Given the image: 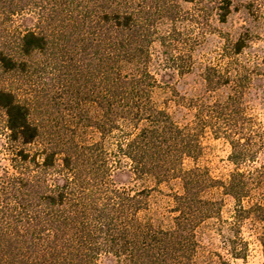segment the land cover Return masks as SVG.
<instances>
[{"label": "trees", "instance_id": "trees-1", "mask_svg": "<svg viewBox=\"0 0 264 264\" xmlns=\"http://www.w3.org/2000/svg\"><path fill=\"white\" fill-rule=\"evenodd\" d=\"M193 1L0 0L5 15L33 16L0 34V264H232L248 256L245 229L264 257V122L246 99L264 39L251 57L249 32L224 39L203 79L225 94L194 103L188 121L156 98L155 43L175 70L192 67L171 42ZM218 8L226 22L238 7ZM243 8L264 21V0ZM206 132L230 145L226 175L198 163ZM125 168L148 184H117ZM162 185L163 208L151 202ZM204 225L221 249L202 241Z\"/></svg>", "mask_w": 264, "mask_h": 264}, {"label": "rangeland", "instance_id": "rangeland-1", "mask_svg": "<svg viewBox=\"0 0 264 264\" xmlns=\"http://www.w3.org/2000/svg\"><path fill=\"white\" fill-rule=\"evenodd\" d=\"M247 0H234L233 9L226 22L218 19V8L221 0H194L193 2H181V11L177 14L175 24L176 31L171 42V49L182 55L178 61L179 65L187 67L190 60L189 53L193 55L192 67L189 71L179 72L171 67L164 59V48L158 43L153 45V60L151 68L155 73L159 89L157 91L158 102L167 107L173 118L184 123L192 118L191 106L202 99L209 100L222 97L226 89L223 87L216 91H209L203 79L204 68L211 62L217 60L224 39L234 37L239 33L249 32L254 40L245 50V57H251L260 53L264 39V21H256L243 8ZM0 10H3L0 7ZM24 12L15 15H5L0 12V34L13 29L15 26L24 27L31 25L33 16ZM7 33V32H6ZM1 36V35H0ZM250 105L255 106L256 111L264 122V75L259 76L246 94ZM3 115L0 110V149L3 143ZM203 152L198 159L200 165L208 167L215 176L226 175L231 169L228 161L230 145L222 138L214 137L206 132L202 137ZM259 162H264V149L259 154ZM191 164V160H186ZM113 179L122 186H134L141 188L147 181L137 180L128 168L117 171ZM170 187L162 185L160 192H153L151 200L153 205L163 208L166 193ZM229 205V204H228ZM245 234L250 241L249 253L246 259H231L232 264H264L262 248L254 235L245 229ZM199 236L205 243H212L215 249L220 248V238L212 227L204 225L199 228ZM223 251V250H222ZM102 264H116L115 259L110 256L103 257Z\"/></svg>", "mask_w": 264, "mask_h": 264}]
</instances>
